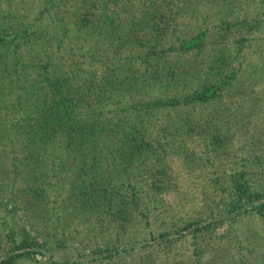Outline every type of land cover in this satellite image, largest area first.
Here are the masks:
<instances>
[{
    "label": "rangeland",
    "instance_id": "rangeland-1",
    "mask_svg": "<svg viewBox=\"0 0 264 264\" xmlns=\"http://www.w3.org/2000/svg\"><path fill=\"white\" fill-rule=\"evenodd\" d=\"M45 1L0 0V31L23 23L39 35L40 58L68 62L64 50L45 56L57 44L50 29L68 28L80 36L73 58L97 75L149 70L180 77L169 93L218 84L219 94L191 106L188 124L182 106L153 110L132 148L104 138L75 159L62 148L22 160L10 125L0 138V264H264V0ZM28 43L17 48L26 56ZM89 188L122 195L124 211L87 198Z\"/></svg>",
    "mask_w": 264,
    "mask_h": 264
},
{
    "label": "trees",
    "instance_id": "trees-1",
    "mask_svg": "<svg viewBox=\"0 0 264 264\" xmlns=\"http://www.w3.org/2000/svg\"><path fill=\"white\" fill-rule=\"evenodd\" d=\"M57 1L46 0L45 2L48 7H52ZM43 14L44 10H39L37 20H40ZM78 18H80L81 23L78 20L80 25L88 20L87 16ZM22 24L20 28L11 30L10 35L5 29L0 31V120L4 121L3 126H0V138L10 125H16L15 130L17 129L23 136V145L18 149L28 151L22 160L29 158L33 162L42 155L43 151L62 148L75 159L78 155L84 156V153L95 150L94 142L103 141L104 138L127 142L125 146L129 149L133 146H129L128 142L133 138L137 141L140 140L139 137H145L146 132H141L139 125L143 127L140 124L141 121L149 123L150 120L144 118L153 110L173 109L175 111L178 106H182L185 112L181 116L178 113L175 118L180 116L178 120L188 124L186 123L188 120L194 119L191 106L202 107L203 104L218 97V84L169 93L167 88L171 82H176L180 77L177 76L173 81L171 76H158L157 73L153 74L149 70L137 76L128 75V72L120 76L114 74L109 68L103 67L97 75L92 71L94 66L83 68V61L78 62L73 58L75 50L82 54V48L76 44V40L78 41L80 37L78 33H74V30L71 32L68 28L56 30L52 27L50 29L57 35V44L54 50L45 54L49 60L55 58L57 52L64 50L69 54L68 62L60 58L57 59L58 61L45 62V58L38 56L39 51L36 49L39 35H35L37 32L31 31ZM18 40L19 43L30 42L26 49L28 56L17 49ZM7 43H13L14 49H8ZM184 46L186 48L192 45L185 42ZM145 52L146 50L143 54ZM150 53V50L146 52V54ZM29 68L35 69L37 77L36 84L34 83L35 88L30 87L32 80L27 78L26 72ZM29 72L31 74V71ZM186 74H189L188 69L183 74L184 78ZM110 100L112 102L109 103L110 107L107 110L104 109L105 102L108 103ZM2 105H8L10 108L4 109ZM8 111L11 112L9 117H7ZM85 113L88 115L86 116ZM123 146L124 144L112 148L108 146V149L121 151ZM155 173L160 174V170ZM82 182L85 181L82 179ZM245 182V180L242 182L235 180L238 184L235 186L237 190H241V193L247 191L241 189L246 186ZM89 189L90 196H86L87 198L102 197L105 203L110 206L114 203L119 206L118 210L124 211L122 195L119 194L120 198L115 200L113 195L115 193H112L114 191ZM259 194L246 192V195L253 198H259ZM237 196L240 197V195ZM96 202H98L97 199ZM211 262L213 263V260Z\"/></svg>",
    "mask_w": 264,
    "mask_h": 264
}]
</instances>
